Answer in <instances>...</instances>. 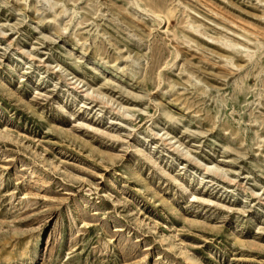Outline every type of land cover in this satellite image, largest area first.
<instances>
[{
  "label": "rangeland",
  "instance_id": "rangeland-1",
  "mask_svg": "<svg viewBox=\"0 0 264 264\" xmlns=\"http://www.w3.org/2000/svg\"><path fill=\"white\" fill-rule=\"evenodd\" d=\"M0 264H264V0H0Z\"/></svg>",
  "mask_w": 264,
  "mask_h": 264
},
{
  "label": "bare ground",
  "instance_id": "bare-ground-1",
  "mask_svg": "<svg viewBox=\"0 0 264 264\" xmlns=\"http://www.w3.org/2000/svg\"><path fill=\"white\" fill-rule=\"evenodd\" d=\"M231 24H233V23H231ZM203 25L204 24H199L198 27L195 29H194V26H192V25H190L189 27L191 29H194V31H196V33H198L200 36L203 35L201 38L202 40H208L210 42V44L212 43V45L214 44L217 47L220 46V48L223 49L225 51V53H229L231 51L232 52L246 51L247 49L250 48L245 42L241 41V40H246L244 32H237L236 33L233 30H231L230 32L226 31V34H223L222 37L219 38V37L210 35L206 29L205 30L201 29V27ZM229 34L232 36H230ZM191 40H194V39H191ZM220 58H222L226 62V65H228V67L230 66L231 68H236V69L241 68V65L236 64V61H234L231 57H228V56L221 54ZM193 66L195 68L198 67L197 69H199V70L202 69V71H204L206 74H209L203 68H201L199 66H195V65H193ZM188 73H194V71L192 72V70H191ZM231 74H233V72L232 73L230 72L228 74L225 73V74L221 75L220 78L222 79V78L226 77L228 79V77ZM210 75H214L215 77H217L219 75V73H212ZM198 81L200 82L201 80H198Z\"/></svg>",
  "mask_w": 264,
  "mask_h": 264
}]
</instances>
